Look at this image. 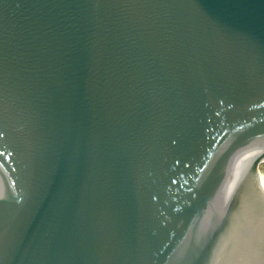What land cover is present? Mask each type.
Wrapping results in <instances>:
<instances>
[{
	"label": "water",
	"instance_id": "1",
	"mask_svg": "<svg viewBox=\"0 0 264 264\" xmlns=\"http://www.w3.org/2000/svg\"><path fill=\"white\" fill-rule=\"evenodd\" d=\"M264 0H0V264H264Z\"/></svg>",
	"mask_w": 264,
	"mask_h": 264
},
{
	"label": "bare ground",
	"instance_id": "2",
	"mask_svg": "<svg viewBox=\"0 0 264 264\" xmlns=\"http://www.w3.org/2000/svg\"><path fill=\"white\" fill-rule=\"evenodd\" d=\"M264 151H261V152H257V153H254V154H251V163L253 162V160L259 156L260 154H263ZM263 165H264V157L262 158V160L260 161L259 165H258V172L260 174V176L262 177L263 179V182H264V169H263Z\"/></svg>",
	"mask_w": 264,
	"mask_h": 264
},
{
	"label": "rangeland",
	"instance_id": "3",
	"mask_svg": "<svg viewBox=\"0 0 264 264\" xmlns=\"http://www.w3.org/2000/svg\"><path fill=\"white\" fill-rule=\"evenodd\" d=\"M263 169H264V165H263Z\"/></svg>",
	"mask_w": 264,
	"mask_h": 264
}]
</instances>
